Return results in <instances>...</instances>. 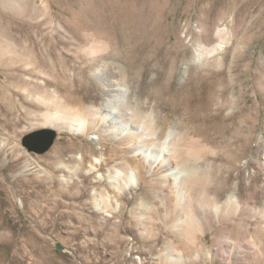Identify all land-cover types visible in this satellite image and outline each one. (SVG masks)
I'll use <instances>...</instances> for the list:
<instances>
[{"label":"rangeland","instance_id":"obj_1","mask_svg":"<svg viewBox=\"0 0 264 264\" xmlns=\"http://www.w3.org/2000/svg\"><path fill=\"white\" fill-rule=\"evenodd\" d=\"M10 3L0 5V40L34 52L25 70L0 64L10 70L8 77L0 72V264H264V0ZM97 39L106 51L87 57L84 49ZM41 54L44 63L33 70ZM18 73L45 90L18 88ZM204 77L214 83L215 98L194 134L208 146L198 164L202 232L188 244L162 228L141 234L155 202L133 172L127 181L110 162L89 170L96 159L86 143L100 161L109 146L95 133L54 128L62 100L56 94L78 91L85 104L111 110L126 89L132 109L140 106L172 133L186 127L177 116L167 120L166 108L147 94L197 88ZM48 131L54 137L44 146ZM141 146L138 153L152 161L157 148ZM125 181L131 187L122 190ZM229 197L244 207L241 219L214 209Z\"/></svg>","mask_w":264,"mask_h":264},{"label":"bare ground","instance_id":"obj_2","mask_svg":"<svg viewBox=\"0 0 264 264\" xmlns=\"http://www.w3.org/2000/svg\"><path fill=\"white\" fill-rule=\"evenodd\" d=\"M0 1L2 8H11L10 0ZM1 40L0 64L6 62L12 66V63H17L18 71L25 66L24 64H30L31 60L28 57L32 56L33 49L27 48L23 44L14 45ZM106 49L107 44L101 39H97L95 42H91L84 49V52L87 57H90L106 51ZM40 56L42 54L39 55V59L35 58L33 70L39 64L44 63L43 58ZM98 57H93L92 60H96ZM22 70H25V67ZM0 72L8 77L10 70L0 68ZM202 80H206L207 83L197 88L186 87L180 91L171 88H153L147 94L146 100L152 97L166 108L167 120L177 116L178 121L186 127L184 131L178 130L172 133L163 132L162 128L157 125L155 118L150 117L151 115H142L140 106L132 109L128 100L130 96L126 89L122 92L124 95L123 102L116 107L113 105L115 108L111 110L98 106L92 100L85 104V94H80L78 91L65 89L63 92L56 94L63 102L61 100L59 104H56V109L54 108L56 114L50 122L54 128L58 131L71 130L80 135L95 133L99 144L109 146L107 151L102 152L100 150L104 155L103 161H100L97 158L99 152L90 146L91 144L86 143L89 153L94 155L96 159L93 162L89 160V170L91 171L96 167L101 169L102 165L112 163L111 168L120 169L126 180L128 179V172H133L138 185L142 189V194L155 202L152 211V214L155 215L148 216L143 220L140 228L141 234L148 233L150 230L159 231L162 228L165 234H182V238L188 244L192 243L195 234L202 232L196 223V220L198 221V218L202 217V212L198 206V191L203 185L202 179L204 177L198 164L203 159L205 148H208V146L196 138L194 134L199 131L203 122L208 118L210 107L215 98L214 83L209 81L207 77L202 78ZM202 80L199 79V82L201 83ZM107 85L106 93L114 91L115 88H112L110 84ZM18 88L25 89L26 92L32 94H38L45 90L42 84L25 79L20 73H18ZM21 95L26 101L28 95L22 93L19 96ZM32 97L30 98L32 99ZM56 100L54 101L58 103ZM51 103L53 104V102ZM223 105L221 101L218 103L220 107ZM47 106L49 105L47 104ZM49 113L51 112L49 111ZM141 145L157 148L152 161L146 160L145 155L147 154L144 153L145 155H143L141 149V152L138 153L137 150L142 147ZM153 150L155 149L153 148ZM85 156L86 153L82 152L80 162H83ZM171 168H176L175 172L170 171ZM167 171L170 172L166 173ZM127 181L121 186L122 188L118 187L122 190L130 189L131 186ZM104 202H106V199H104ZM214 209L221 214L231 209L239 219H241L244 211V207L237 197H229L219 204H214ZM208 217L209 219L212 218L211 216Z\"/></svg>","mask_w":264,"mask_h":264},{"label":"water","instance_id":"obj_3","mask_svg":"<svg viewBox=\"0 0 264 264\" xmlns=\"http://www.w3.org/2000/svg\"><path fill=\"white\" fill-rule=\"evenodd\" d=\"M53 137H54V132L48 131L47 132V139L43 142L44 146L49 144L52 141Z\"/></svg>","mask_w":264,"mask_h":264}]
</instances>
